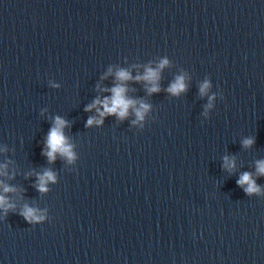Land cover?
Returning <instances> with one entry per match:
<instances>
[{"label": "water", "instance_id": "95a60500", "mask_svg": "<svg viewBox=\"0 0 264 264\" xmlns=\"http://www.w3.org/2000/svg\"><path fill=\"white\" fill-rule=\"evenodd\" d=\"M164 59L150 95L135 78ZM121 70L142 121L85 111ZM56 117L71 163L42 154ZM261 161L264 0H0V264H264Z\"/></svg>", "mask_w": 264, "mask_h": 264}, {"label": "clouds", "instance_id": "9594fccd", "mask_svg": "<svg viewBox=\"0 0 264 264\" xmlns=\"http://www.w3.org/2000/svg\"><path fill=\"white\" fill-rule=\"evenodd\" d=\"M168 65V60L164 59L160 62V65L157 69H153L151 67L147 68L145 74L143 76H137L136 81H144L151 85V87L147 88L148 93L151 95L153 93H158L160 91L159 88V79H160V71ZM117 84L110 91L112 93L110 98H105L100 100L99 98L92 104L89 105L85 111H91L93 108H96L100 117L103 118L106 115H116L120 120H124L129 115V109L131 108L134 111V114L137 118V121H142L144 119V115L149 111L150 106L139 102V107H137V101L128 99L126 96V92L128 89L125 86V83L132 79L129 72L121 70L116 73ZM210 85L207 81L204 82L200 87V94L204 96L209 89ZM186 83L183 76H178L175 79V82L171 84V86L167 89L169 93L172 95H179L182 92L186 91ZM105 91H108L105 89ZM211 106V98L209 107ZM100 107L103 108V111H100ZM102 124L103 119L95 120L94 118H89L87 122V126H91L93 124ZM135 123V122H134ZM67 122L60 117H56L54 121V126L50 129L47 140L46 147L47 151L42 153L48 159L49 163H54L57 155H60L63 158H66L69 163L73 162L75 159V154L73 152V146L68 142L67 137L64 135V128L67 127ZM254 143L253 139H245L243 141L244 147H250ZM224 167L229 172H231L235 168V161L233 159H229L225 157L224 159ZM3 173H0L2 175ZM257 174L264 176V161L258 162L257 164ZM38 185L37 190L41 193L48 191L47 184L55 183L56 176L51 171H45L43 175H39L37 177ZM237 184L244 188V191L251 195L253 193L259 194L260 188L256 185L255 180L252 178L250 173H244L240 176ZM247 185V187H244ZM3 186L4 193L13 192L14 189L8 187L7 185ZM14 205H12L5 197V195H0V209H3L5 214L10 209H13ZM20 215L29 223L40 222L44 219L42 214L38 213L37 209H33L25 205L23 211Z\"/></svg>", "mask_w": 264, "mask_h": 264}]
</instances>
